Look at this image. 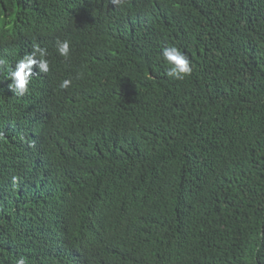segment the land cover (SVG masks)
Listing matches in <instances>:
<instances>
[{
  "label": "trees",
  "instance_id": "obj_1",
  "mask_svg": "<svg viewBox=\"0 0 264 264\" xmlns=\"http://www.w3.org/2000/svg\"><path fill=\"white\" fill-rule=\"evenodd\" d=\"M0 60V264H264V0H0Z\"/></svg>",
  "mask_w": 264,
  "mask_h": 264
},
{
  "label": "clouds",
  "instance_id": "obj_2",
  "mask_svg": "<svg viewBox=\"0 0 264 264\" xmlns=\"http://www.w3.org/2000/svg\"><path fill=\"white\" fill-rule=\"evenodd\" d=\"M123 0H111L112 5L119 6ZM58 53L67 58L70 54V45L67 40H57ZM163 59L168 64L166 75L175 80H183L186 76L191 75L192 67L188 56L183 53L176 46L164 47L161 50ZM48 55L47 49L34 44L31 53L26 54L23 58L19 59L13 69L8 71L6 79L11 83L8 84V89L16 96H23L29 91V83L31 77L34 75L33 66L38 68L39 73H48L50 71L49 61L46 59ZM5 66V61L0 60V67ZM36 74V73H35ZM70 79L63 80L59 87L67 89L71 85ZM15 177L13 180L15 181ZM16 264H26L24 258L16 260Z\"/></svg>",
  "mask_w": 264,
  "mask_h": 264
}]
</instances>
